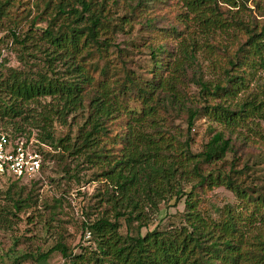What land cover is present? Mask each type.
Masks as SVG:
<instances>
[{"label": "trees", "instance_id": "obj_1", "mask_svg": "<svg viewBox=\"0 0 264 264\" xmlns=\"http://www.w3.org/2000/svg\"><path fill=\"white\" fill-rule=\"evenodd\" d=\"M9 1L0 0V18L7 15ZM135 1V5L124 1L130 17H142L144 20L137 22L145 31L154 29L147 1ZM156 1L181 4L203 37L216 30L227 33L230 28L242 36L244 40L224 65H219L218 82L204 81L197 71L196 56L204 42L193 34L188 41H180L176 56L164 45L149 42V80L135 75L124 63L113 67L110 50H116L118 59L124 56L114 35L132 19L122 17L112 24L110 11L105 13L94 0H48L46 8L52 6L53 13L43 18L46 27L40 37H32L44 45L40 51L46 71L27 74L11 70L0 81V120L20 118L27 105L44 102L37 117L31 116L39 130L33 146L42 156L41 168L48 155L43 145L61 148L76 161V167L95 169L99 183L91 212L84 213L81 225L82 232L92 237L95 250L73 255L63 243L37 256L12 250L8 256L11 264L28 258L45 261L54 251L60 252L67 264H264V185H248V178H236L241 172L232 168L229 172L204 170L224 162L228 153L236 154L232 138L225 137L223 131L215 133L202 152L191 151V132L199 115L232 135L251 115L264 111V94L259 101H236L258 73L264 72V25L258 29L224 17L219 5L245 9L241 0ZM37 19L42 21V14ZM162 32L158 33L161 39L181 37L176 30ZM55 61L64 67L65 76H57ZM190 69L201 107L181 90ZM133 100L139 103V110L128 107ZM85 108L87 115L74 139L56 138L54 126H66L70 117ZM180 114L186 115V132L170 131L168 119ZM0 130L10 140L20 137ZM25 140L30 142L31 137ZM75 172L72 177L78 178ZM219 187L232 193L235 202L206 208L203 195ZM181 200L184 213L179 226L141 233L162 211L161 206L175 208ZM12 201L19 207V199ZM4 215L1 211L0 223ZM120 220L126 226L124 235Z\"/></svg>", "mask_w": 264, "mask_h": 264}, {"label": "rangeland", "instance_id": "obj_2", "mask_svg": "<svg viewBox=\"0 0 264 264\" xmlns=\"http://www.w3.org/2000/svg\"><path fill=\"white\" fill-rule=\"evenodd\" d=\"M5 1V0H2ZM8 1V0H6ZM95 3L104 7L112 19V24L119 23L122 17L131 18L129 25L121 26L114 35V43L122 50L123 57L117 58L114 48L110 50V62L113 67L120 68L124 63L125 67L131 70L140 78L151 79L150 69L152 66L149 54V42L153 45H164L165 50L172 55H177L180 51V41L193 36L199 42H204L202 49L197 53L195 67L202 75L204 81L218 82L220 79L219 65L223 66L227 56L235 50L244 39L230 28L227 33L216 30L213 35L203 37L199 33L195 22L191 20V15L186 9L175 1L158 2L156 0L147 1L150 14L154 18L153 27L145 31L146 27H141L137 20L142 21V17L135 19L128 14L124 1L135 5V0H120L116 5L113 0H94ZM245 6L242 8H232L220 4V9L224 17L239 19L250 26L261 28L264 25V0H241ZM48 0H10L7 6V15L0 18V81L9 75L11 70L20 71L27 74L35 72H45L44 56L41 53L43 43H38L35 37L39 38L41 31L46 27V19L53 13L52 6L46 8ZM42 14V21H37ZM44 18V19H43ZM169 34L176 30L181 34L178 39H161L158 33ZM16 35L17 41L13 35ZM33 37V38H32ZM28 39L26 45L22 42ZM39 44V48L33 44ZM225 45L227 49H225ZM116 53V54H115ZM103 61L99 62L102 66ZM53 68L57 76H65L64 67L55 61ZM223 68V67H222ZM192 70L187 71L184 85L181 90L188 98L196 99V107L203 106L198 96V89L192 83ZM264 94V72H259L256 79L251 81L242 93H239L237 102L256 99L259 101ZM41 105H27L20 118L15 120H0V128L9 133L18 135L23 140L26 136L31 137V142L35 139L39 130L34 128L32 117H37L41 111ZM129 108L139 110L140 105L136 101L129 102ZM87 115V109L75 115L73 119H68L66 126L55 125V137L74 139L79 126ZM26 119H21V118ZM169 129L175 132L177 129L186 132V115H171L168 119ZM18 128L19 131H14ZM223 131L225 137H231L236 154L228 153L224 162H219L215 166L204 167L205 171L212 168H221L225 172L233 170L240 171L236 178H248V185H264V111L251 115L247 124L233 130V134L213 122L206 116L199 115L195 121L191 132V151L200 153L212 136ZM42 150L47 152L40 172L32 178L20 181L8 180L0 177V212L4 215V221L0 223V264H11L8 259L9 254L20 252L23 254L37 256L47 253L57 243H63L67 252L73 255L81 254L84 251L95 250V243L88 233L82 232V222L84 213L91 212L90 207L94 203L93 196L99 186L96 182L95 169L85 165L76 167V161L72 157H67L61 148L43 145ZM248 167V169H245ZM76 171V172H75ZM77 173L78 178H73ZM203 197L207 201L205 207H221L224 204H233L235 201L232 193L225 188L219 187L206 192ZM19 199V207H14L12 200ZM152 220L147 229H142L144 235L147 231L154 229L165 230L170 227L179 226L184 213L183 200L175 208L163 209ZM120 233H126V226L120 220ZM60 252L50 253L45 261L26 259L20 264H67Z\"/></svg>", "mask_w": 264, "mask_h": 264}, {"label": "built area", "instance_id": "obj_3", "mask_svg": "<svg viewBox=\"0 0 264 264\" xmlns=\"http://www.w3.org/2000/svg\"><path fill=\"white\" fill-rule=\"evenodd\" d=\"M21 138L10 140L0 130V177L32 178L40 172L42 156Z\"/></svg>", "mask_w": 264, "mask_h": 264}]
</instances>
